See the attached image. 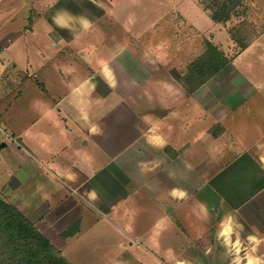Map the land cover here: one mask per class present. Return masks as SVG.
Instances as JSON below:
<instances>
[{"label": "crops", "instance_id": "1", "mask_svg": "<svg viewBox=\"0 0 264 264\" xmlns=\"http://www.w3.org/2000/svg\"><path fill=\"white\" fill-rule=\"evenodd\" d=\"M153 1L150 0L163 4ZM141 3L140 0H118L111 6L98 3L102 14L88 19L70 12L71 8L65 7L62 0H0V103L21 104L29 87H35L42 94L37 102L43 110L36 132L32 124L27 130L9 128L1 132L4 138L0 136V163L8 161L10 169L3 188L7 190L10 186L20 193L38 189L42 198L36 208H43L45 213L55 200H69L72 205L80 202L81 209L75 215L68 211L67 203L61 202L53 206L57 211L45 214L55 229V238L62 244L61 255L70 264L80 261L71 248H83L78 243L88 235L89 242L95 237L102 239L97 262L103 264H120L119 256L129 250L136 254V248L149 254L148 264H160L162 260L165 264H236L237 260L239 264H248L249 259L264 264V185L245 203L255 206L254 201L260 198L259 213L263 216L260 221L257 206L230 207L226 215L218 210L214 213L203 201L195 207L188 206L190 192L185 189L159 191L156 182L148 186L139 179L143 153L135 146L140 139L151 149H161L167 166L172 163L169 153L175 150L194 147L197 153L211 151L210 143L206 144L209 135L213 137L211 126L207 128L206 110L210 108L173 76L165 80L163 74L172 71L187 74L189 66L205 54L207 43L216 46L208 34L214 35L213 26L221 24L206 15L209 11L204 6L201 5L204 12L200 6L194 7L187 19L201 15L207 17L210 25L195 28L200 32L198 37L195 35L197 40L203 35L201 49L191 42L181 46L180 36L185 42L190 41V36L177 29L186 23L174 9L180 7V2L174 4L170 0L164 8L150 9L148 15L143 14ZM170 14L179 20L177 24L169 21ZM114 22L116 26H111ZM37 23H44L46 32L42 31L44 34L39 37L34 32ZM192 23L196 26L195 20ZM103 24L107 27L101 30ZM159 24H167L166 32L172 30V35L159 36L156 33ZM146 30L150 34L148 43L143 39ZM144 53L173 64L163 65L151 56L148 62L155 67L150 65L152 70L147 76L140 62ZM223 54L229 62L214 77L234 65L233 58ZM122 80L133 88L128 96L117 100L118 119L133 121L128 131L105 127V116L96 118L93 110L95 104L105 103ZM100 83L109 92L105 96L97 92ZM214 101L213 104H221L218 98ZM243 102L230 101L228 118L240 111ZM214 123L212 127H219L218 136L227 132L221 120ZM24 134L26 143L20 138ZM218 136L212 139L216 144L213 151L228 154L230 146L225 142L223 150L218 148ZM260 162L264 165V157ZM149 168L150 165L142 167V171ZM19 169L22 178L15 177ZM103 174L104 184L99 181ZM173 190L179 191L174 195ZM180 192L186 195L181 196ZM222 202L219 197V203ZM215 214H223L219 222L211 219ZM222 222L232 228L231 244H225L224 237L219 235ZM216 223L219 229L215 245L204 246ZM240 227L249 231L244 240ZM89 229L100 234L93 236ZM237 239L239 250L233 247ZM214 249L219 252L214 254ZM82 252L85 258L91 256L86 249Z\"/></svg>", "mask_w": 264, "mask_h": 264}, {"label": "rangeland", "instance_id": "2", "mask_svg": "<svg viewBox=\"0 0 264 264\" xmlns=\"http://www.w3.org/2000/svg\"><path fill=\"white\" fill-rule=\"evenodd\" d=\"M62 1L65 7L71 8L70 12L73 14L83 18L93 19L102 14L100 8H98V3L100 5L103 3L104 5L111 6L118 0ZM154 1L162 2L163 4H153L150 0H140V2H142L140 8L143 11V14L148 15L150 9L156 6L158 8H164L165 4H167L166 2H170V0ZM190 1H193L195 6ZM178 2H180V7L178 6L179 8L174 9L177 16H181L186 23L184 25H178L177 29L180 28L179 33L184 34L183 32H185V35L190 36V41L186 40V42L183 37L180 36L178 44H181V46L185 43L191 42V45H195V47L201 49V37L203 35L200 34V40H197L195 35L198 37V34L200 33L197 29L198 27L203 29L206 25H210L208 24L207 17L202 18L201 15H196L198 20L194 18L195 16L187 19L192 15L191 11L194 10V7H201V5L202 7L204 6L203 8L209 11L207 14L205 13L208 17L218 16L224 18V16L228 15L230 17L228 21L213 26V33L215 34H208V37H210V40L216 45L215 47L217 49H220L222 53H226L227 56L233 58L234 65L225 68V70L218 76L214 77L213 75L204 86L201 88H195L193 91L194 96L198 97L205 106L210 108L206 110V116L209 121L207 128L211 126V131L218 136L219 127L212 126L215 125L214 121L221 120L224 129L227 130V132L224 130L225 132L216 137H220L219 141H216L218 148L223 150V144L225 142V144L230 146V150L228 154L224 153V151L214 152V145H216L212 140L214 136L212 137L209 135L206 144L210 143L208 148H210L211 151L206 150V152L202 151L197 153L194 151V147H192L189 150L184 149L182 151L175 150L173 153L168 152L172 158V163L170 162L171 164L167 166L165 165L167 161L163 157L161 149H151L142 139H140L137 145L135 144V148L143 153L140 158V167L138 168L139 179L147 183L148 186L149 183L152 182L153 185L154 182H156L159 191H167L171 188L185 189L190 192L187 201L188 206L195 207L198 202L203 201L208 207L214 209V213L218 210V212H222L226 215L230 211V207L235 209V206L238 208L250 205L253 207L257 206L256 209H258L259 214L257 218L261 221L263 216L259 213L261 212L262 207V201L260 198L254 201L257 203L255 206L254 203L250 205H245V203L258 193L257 189H259V187L264 185V165L260 162V158L264 157V0H174V4ZM202 7L200 9L204 12ZM37 13V10H35V14L33 13L34 17L37 16ZM172 17L173 16L170 14L168 17L169 21H175L177 24L179 20ZM192 20H195L196 26L193 25ZM167 24L170 27L172 26V23ZM167 24L158 25L156 33H158L159 36L166 38V36L170 37L172 35V30L168 29L169 33L166 32ZM111 26H116L115 22ZM106 27L107 24H103L99 28L102 30ZM42 31L45 32L44 23L35 24L34 32L37 33L38 37L39 35L44 34ZM144 32L143 35L145 36L143 39L147 42L150 34L147 30L145 33ZM184 51L187 53L186 49H184ZM207 52L208 54L211 52L208 46ZM151 56L158 59L155 55L144 53L142 60L140 61L143 68L147 71V76L152 70L150 65L155 67L153 62V64H149L148 62ZM162 59L163 60L158 59V61L161 60L163 65L173 64L164 58ZM238 68L245 73L241 72ZM247 69H249L248 73ZM168 73H170V71ZM170 76L172 77V73L169 75L167 73L163 74L165 80H170ZM132 89V87L128 86L127 83L122 80L121 84L116 86V88H113L111 93H109L106 87L100 83L97 92L103 96L109 93V96H107L105 103L94 105L93 110L96 115L94 117L98 118L104 115L106 120L105 127L116 126L118 128H126V130L132 128L133 121L118 119L117 107V100L123 98L122 96H128ZM28 90V95L21 104L15 103L10 105L11 103H9V101L0 103V113H2L0 116V136L3 129H6L7 131L9 128H23L24 130H27L26 128L32 124L35 128L33 131L36 132L40 127L38 124L39 114L43 110L39 106L37 100L42 97V94L35 87H29ZM217 98L218 101L221 100L220 105L217 102L213 104V102H215L214 100ZM231 100L238 103L245 101V103H242L243 106L239 108L240 111L238 113L233 114V116L230 115V118H228L227 110H229ZM148 105L149 104H147L146 107L147 112L150 111ZM35 132H32V134L36 135ZM180 137L181 136L178 138ZM20 138L26 143L25 139L27 138L25 134ZM121 157L122 154L117 157V161L115 160V162H118ZM224 157H226V160H224ZM144 163H146V166ZM8 165V161L0 163V199L5 204L19 211V213L46 238L51 247L61 254L60 248L62 247V244L57 241V238H55V229L49 224L47 221L49 216H46L45 214L49 211H55L56 208L53 206L61 202V204L67 203L70 208H68V211L75 215L77 209H81L80 202L78 201L77 204L72 205L69 200H55L52 202L50 209L45 213L43 208H36L38 203H41L40 198H42V194L38 192V189H30L20 193L17 192V189L12 191L10 186H7V190L3 188V184L7 185L8 174L10 172ZM149 165L151 168L146 170L147 172L145 170L143 172L142 167L148 168ZM21 171L22 169L17 170L15 177L19 178L20 176L22 178ZM99 181L102 184L106 182L104 174L100 176ZM13 185L14 184H12V186ZM214 192L217 193L218 196L215 195ZM219 197L223 198L222 204L219 203ZM64 199H67V197L65 196ZM57 210L58 209H56V211ZM223 214H215L211 219L215 222H219L218 220H220L219 218L223 216ZM216 224L217 225L213 227L212 231L209 232V235L203 242V244L206 243L204 246L215 245V235L219 229L218 223ZM252 224L256 226V223L253 222ZM246 226L249 229L252 227L250 223H247ZM240 228L242 231L240 232V236L242 237V240H244L249 231H246V228ZM89 233L93 234V236L100 234L95 233L94 230L91 233V229H89ZM88 237L89 235L78 243V245H83V248L72 247L70 250L71 252L72 250L73 252L76 251L75 258L78 257L80 259L77 264H103L97 262L99 250L103 244L102 239L95 237L89 242L87 239ZM83 249H86L87 253L91 255L89 258L82 256ZM135 251H137V255L134 254L132 250L121 254L119 256L120 264H140L139 262H142L143 264L149 263L150 256L148 253L139 248H136ZM218 252V249L213 250L214 254H217ZM160 259L162 260V258ZM160 264L165 263L162 260Z\"/></svg>", "mask_w": 264, "mask_h": 264}, {"label": "trees", "instance_id": "3", "mask_svg": "<svg viewBox=\"0 0 264 264\" xmlns=\"http://www.w3.org/2000/svg\"><path fill=\"white\" fill-rule=\"evenodd\" d=\"M215 22L224 23L230 18L211 16ZM210 54H205L189 66L184 76L172 71V76L192 93L213 75H216L229 60L208 43ZM211 134L216 136L211 130ZM0 264H70L55 251L46 238L39 233L15 208L0 199Z\"/></svg>", "mask_w": 264, "mask_h": 264}, {"label": "clouds", "instance_id": "4", "mask_svg": "<svg viewBox=\"0 0 264 264\" xmlns=\"http://www.w3.org/2000/svg\"><path fill=\"white\" fill-rule=\"evenodd\" d=\"M177 191L179 190H173V194L175 195L177 193ZM181 196H184L186 195V193L184 192H180L179 193ZM222 230L221 232L219 233L220 236L224 237V242L225 244H231L232 241H231V235H232V228L230 226H225L222 222ZM249 239H253L252 237H249ZM239 244H240V241L239 239H237L236 243L233 245V247H236L237 250H239ZM236 264H239V260L236 261ZM248 264H259L258 261H253L252 259H249L248 260Z\"/></svg>", "mask_w": 264, "mask_h": 264}]
</instances>
